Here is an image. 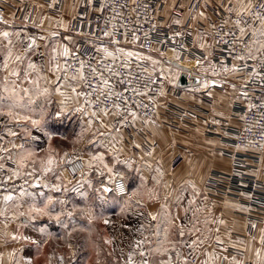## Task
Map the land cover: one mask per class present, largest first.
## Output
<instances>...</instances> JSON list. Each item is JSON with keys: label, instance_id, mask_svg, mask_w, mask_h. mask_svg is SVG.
Instances as JSON below:
<instances>
[{"label": "snow or ice", "instance_id": "snow-or-ice-1", "mask_svg": "<svg viewBox=\"0 0 264 264\" xmlns=\"http://www.w3.org/2000/svg\"><path fill=\"white\" fill-rule=\"evenodd\" d=\"M59 4L49 0L48 7L57 10ZM132 4L134 12L142 7L144 22L151 24L144 32L147 43L140 46L156 51L158 58L122 46L129 43L127 25H121V33L115 21L124 15L118 8L127 5L117 0H74L70 18L55 19L56 30L44 28L50 16L32 22L31 27L48 35L27 31L31 12L16 30L15 13L5 18L0 9V25L7 26L0 30V264H35L51 240L62 241L67 252L51 251L45 264H79L81 258L90 264V251L95 264H102L100 245L92 236L97 222L115 224L110 214L126 221L121 228L131 237L127 252L121 248L123 264H242L235 256L229 259V248L250 250L238 248L228 221L215 215L218 205L210 203L205 176L196 178L186 156L166 169L163 157H156L155 137L162 127L158 100L168 96L164 83L175 90L182 74L192 81L187 93L193 100L198 93L208 98L212 119L206 124L231 122L226 111L242 105L241 120L247 124L255 113L264 126V0H173L163 9L153 0ZM106 9L112 15L101 28L92 13ZM152 32L159 48L151 47ZM140 39L134 32L131 42ZM134 63L139 72H133ZM217 88L223 90L219 97ZM257 91L258 104L253 102ZM225 100L229 108L218 111L216 105ZM57 137L71 149L54 145ZM254 143L259 147L250 149ZM234 147L259 153V166L250 175L264 190V143L249 140ZM67 171L76 179L66 180ZM69 192L80 202L69 200ZM258 224L264 246V218L242 226L255 230ZM77 233L86 236L74 244ZM252 251L253 264H264V247Z\"/></svg>", "mask_w": 264, "mask_h": 264}, {"label": "crops", "instance_id": "crops-1", "mask_svg": "<svg viewBox=\"0 0 264 264\" xmlns=\"http://www.w3.org/2000/svg\"><path fill=\"white\" fill-rule=\"evenodd\" d=\"M61 1L62 8L64 9V11L60 13H50L49 15H44L43 11L45 8V4L42 1L38 0H29L30 4H32V9H28V11L24 13L22 17L19 16V13L23 10V4L19 2V0H0V9L4 10L5 18H9L12 13H15L16 19L13 27L16 30H20L23 27L24 17L29 12H31V17L28 21L29 27L27 31L33 34L48 35L47 32H40L38 29L31 27V24L32 22H40V20L44 16H50L52 17L51 20H46L43 22L44 28L56 30L54 22L55 19L63 15V18L65 20H68L70 18L68 15V13L70 12L69 6L74 2V0ZM172 2L173 0H166L164 8L170 7ZM186 2L187 0H177V3ZM39 4H44V8L41 9L39 7H36V5ZM6 27L7 26L5 25H0V30H4ZM40 43L43 44V41H41ZM126 45L129 47L126 48L127 50L138 52H141L143 50L138 43L133 44L132 42H129ZM156 48L159 47L156 45L154 49ZM40 51H44V49L41 48ZM151 53L153 57L158 58V53L156 51H152ZM168 54L171 55V52H169ZM181 59L183 60L184 57H182ZM183 65L188 68H193L192 64ZM188 88L189 87L183 88L182 94L179 97L170 96L168 94L166 98L161 97L160 99V104L162 105V107L159 109V123L162 125V127L160 128L161 134L155 137L156 157L157 159L163 157L164 167L171 171V169L173 168V161L176 159V157L181 156L183 158L186 156L188 160H191L193 162V165L196 168V178H198L200 175H204L206 180L208 175L212 172L229 171L232 166V159L227 153L224 142L218 137V135L211 134L208 132V125L211 123L209 122L206 124L205 120L211 121L212 119L210 115L208 98L198 93L196 100H193L190 94L187 93ZM215 91L217 97H219L223 92V90L220 88H217ZM201 99L204 100L203 105L199 103ZM171 103L188 109L193 115L191 121H179L178 127H173L170 124L169 118L167 117V108ZM216 108L218 111H226L229 108L228 101L225 100L223 104H217ZM226 114L232 115V121L227 122L217 117V119H221L220 125H215V127H217V130L224 125H230L231 127H235L239 124V119L237 118L236 113L233 111V106L231 107L230 112L226 111ZM221 153H223V155H221ZM146 160L155 164V161L151 158L146 157ZM249 162H252V160ZM145 174L147 175V173ZM166 179L171 181L172 178L171 176H168L166 177ZM69 187H71V185H69ZM206 190H209L210 203H215L218 205V207L215 209V215L217 217H221V215L223 214V218L228 221L230 225L228 231L232 233V241L237 244L238 248L248 247L250 249L249 251L244 252L229 248L227 253L229 259H231L232 256H235L238 261L242 262V264H253V261L255 260V255L252 249H262V247H264L259 244V228L261 227V225L258 224L257 229L255 230L250 228H244L242 225L246 224L247 221H249V219L247 218L249 210L241 211L239 208H227L224 203L225 201H228L230 203H237L243 206V208L247 209L242 198L238 196V194L240 196L242 194L234 191L230 196L225 197L222 191H213L208 187H206ZM67 198L74 203L80 202V198L71 192L67 194ZM197 203H199V201H197ZM149 210H151V207ZM252 216L254 221H259L260 219L264 218V214L258 216L256 213H253ZM233 222L237 224L236 229L231 228V224ZM2 227L3 225L0 224V228ZM14 229L15 225L13 224L10 226V230ZM223 232L224 230L222 229V233ZM252 237H255V239L253 240ZM240 240L244 241L243 245L239 244ZM3 250V248H0V251ZM200 259H203V257H200Z\"/></svg>", "mask_w": 264, "mask_h": 264}, {"label": "built area", "instance_id": "built-area-1", "mask_svg": "<svg viewBox=\"0 0 264 264\" xmlns=\"http://www.w3.org/2000/svg\"><path fill=\"white\" fill-rule=\"evenodd\" d=\"M42 1L45 4L44 8V15H49L50 13H60L59 9L62 8V1L60 0V4L58 5L57 10H53L48 7L49 0H38ZM166 0H153L154 3H156L157 7H160L161 9L164 8ZM23 4V10L19 13V16H23L24 13L28 11V9H32V4H30L29 0H19ZM99 2V0H97ZM111 2V0H110ZM138 2L142 3L143 0H138ZM84 3V0H81V4ZM117 3H126L125 8H118V11L123 12V17L121 19H117L115 23L117 24L119 31L123 33L125 29L121 27L122 24L127 25V31H128V40L129 42L132 41L133 33L135 32L140 36V41L138 42L139 45H144L147 43V38L144 36V32L147 31L150 27V23L144 22V16H143V9L142 7L138 9L137 11H132L134 5L132 4V0H117ZM112 15V13L106 9L103 14L99 13H92V19L94 21H98L101 28L104 26V18L107 16ZM152 15H155V13H152ZM163 16L161 15L160 19H162ZM110 27V25H109ZM156 32L151 33V47L154 49L156 45L160 47L159 44H157L156 41ZM144 51H148L147 47H141ZM167 50V49H165ZM133 72H139L140 69H137L135 67V63L133 64ZM251 87V85H250ZM164 88L168 92L170 96L179 97L182 94V88H177L173 90L170 85L167 83H164ZM157 91V87L153 86V93ZM160 99L158 100V103L160 104ZM254 103H260L259 99V91H257V94L255 97H253ZM233 111L236 113L237 118L239 119V124L235 127H231L230 125H224L221 128L217 130V127L213 124L208 125V132L211 134H216L218 137L224 142V145L226 147L228 155L232 159V166L231 169L227 172H212L208 175L206 179V187L213 191H222L224 196H230L234 191L241 193L242 195L239 197L242 198L245 206L249 210L247 214V218L251 221H254L253 219V213H256L258 216H261L264 214V190L257 187V184L260 182L257 181L254 177L250 175V172L255 169V167H258V157L259 153L254 151H248V152H237L234 145L235 144H241L247 145L249 140H252L254 142H260L264 143V136H262V133H264V126H261L258 122L259 117L255 113H250L248 116V122L247 124L240 119V116L243 114V106L242 105H233ZM151 115V113H149ZM192 113L183 107H180L174 103L169 104L167 108V117L170 120V124L173 127H178L179 121L184 122H190L192 119ZM252 124H257L256 127L250 128L249 131L245 132L244 128L248 127ZM131 131V130H129ZM241 137V139H237V137ZM259 143H254L253 145H249L250 149L258 148ZM182 158L181 156H178ZM177 158V157H176ZM252 162H249L251 161ZM175 161V160H174ZM174 161H173V167H174ZM77 176L80 171V168L77 167ZM68 179H76V177H73L71 171L65 172ZM252 196V199L249 200L246 197ZM198 263V262H197Z\"/></svg>", "mask_w": 264, "mask_h": 264}, {"label": "rangeland", "instance_id": "rangeland-1", "mask_svg": "<svg viewBox=\"0 0 264 264\" xmlns=\"http://www.w3.org/2000/svg\"><path fill=\"white\" fill-rule=\"evenodd\" d=\"M125 48H129L126 44L123 45ZM141 53L144 54H150L147 51H141ZM65 129L61 128L60 131H64ZM54 145L55 144H61L63 148L66 149H71L72 145L68 141H60L59 137H57L53 141ZM85 160L88 159L87 156L84 157ZM65 179L68 180V177L64 173ZM74 180V179H73ZM151 211H155V208L158 207L156 206H150ZM153 208V210H152ZM181 211V215H182ZM111 215V218L113 221H115L114 225H104L103 222H97L94 225L95 232L92 236V239L100 245V251H101V256L99 259L102 261V264H123V260L126 258L122 253H121V248H124L125 252H127V243L130 241L131 237L125 231L124 229L121 228V224L126 223V221L118 216V215ZM53 231H59L58 229H53ZM86 234L84 233H77L75 234V238L73 240V243H82L85 239ZM102 237H108L110 239L114 240V243L109 246L103 243V240L101 239ZM124 240V243H121V240ZM59 245V247H57ZM18 247V245H17ZM55 250L58 254L66 253L67 250L66 248L63 247V242L62 241H56V240H51L49 241L47 247L44 249L43 255L40 257L39 260L35 262V264H45L46 257L50 254L51 251ZM111 252V255L108 253ZM89 255L91 256V261L90 264H95L97 257L94 253V251H90ZM79 264H83V258L79 261Z\"/></svg>", "mask_w": 264, "mask_h": 264}, {"label": "water", "instance_id": "water-1", "mask_svg": "<svg viewBox=\"0 0 264 264\" xmlns=\"http://www.w3.org/2000/svg\"><path fill=\"white\" fill-rule=\"evenodd\" d=\"M183 67L188 68L183 65ZM192 84V81L189 80L188 76L186 74H182L180 78V86L179 88H187L190 87Z\"/></svg>", "mask_w": 264, "mask_h": 264}]
</instances>
